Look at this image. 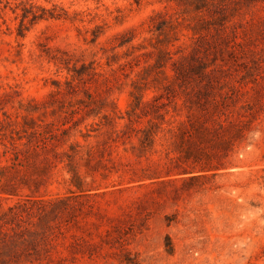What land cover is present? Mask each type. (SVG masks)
Returning <instances> with one entry per match:
<instances>
[{
    "label": "rangeland",
    "instance_id": "obj_1",
    "mask_svg": "<svg viewBox=\"0 0 264 264\" xmlns=\"http://www.w3.org/2000/svg\"><path fill=\"white\" fill-rule=\"evenodd\" d=\"M186 1L0 0V264H264V0Z\"/></svg>",
    "mask_w": 264,
    "mask_h": 264
},
{
    "label": "trees",
    "instance_id": "obj_2",
    "mask_svg": "<svg viewBox=\"0 0 264 264\" xmlns=\"http://www.w3.org/2000/svg\"><path fill=\"white\" fill-rule=\"evenodd\" d=\"M158 2H171V1H179V0H156ZM205 0H197L194 2H190L189 0L186 1V5H194L196 9H202L204 8V2ZM20 6V5H19ZM34 8H37L38 11L34 10ZM22 14L23 16L29 17L32 16V19L35 20V22H38L40 20H62L64 17L62 15L55 14L54 8L48 9L43 6H34V5H23L22 6ZM157 33H159L160 38L159 42L162 43L165 40L169 39V33L170 28H165L163 25L160 27H157L156 29ZM165 46L159 45L158 49L159 51H162L165 49ZM164 53V52H162ZM147 88H144L140 86V84H135L130 92V102L127 110L128 117L134 118V117H140L142 112L144 111V93ZM144 113V112H143ZM146 113V112H145Z\"/></svg>",
    "mask_w": 264,
    "mask_h": 264
}]
</instances>
